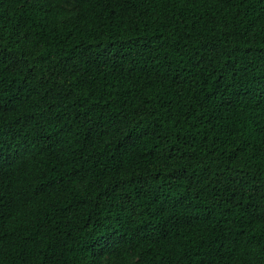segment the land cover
<instances>
[{
  "label": "trees",
  "instance_id": "1",
  "mask_svg": "<svg viewBox=\"0 0 264 264\" xmlns=\"http://www.w3.org/2000/svg\"><path fill=\"white\" fill-rule=\"evenodd\" d=\"M0 264H264V0H0Z\"/></svg>",
  "mask_w": 264,
  "mask_h": 264
}]
</instances>
